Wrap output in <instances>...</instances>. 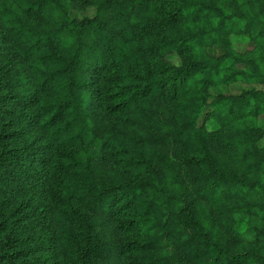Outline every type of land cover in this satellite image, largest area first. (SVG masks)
Returning <instances> with one entry per match:
<instances>
[{
  "label": "rangeland",
  "instance_id": "obj_1",
  "mask_svg": "<svg viewBox=\"0 0 264 264\" xmlns=\"http://www.w3.org/2000/svg\"><path fill=\"white\" fill-rule=\"evenodd\" d=\"M259 185L264 0H0V264H264Z\"/></svg>",
  "mask_w": 264,
  "mask_h": 264
},
{
  "label": "trees",
  "instance_id": "obj_2",
  "mask_svg": "<svg viewBox=\"0 0 264 264\" xmlns=\"http://www.w3.org/2000/svg\"><path fill=\"white\" fill-rule=\"evenodd\" d=\"M126 1H129V5H130V0H126ZM177 3H178L179 6H181V5H192V4H194L192 2L191 3L190 2H177ZM197 4H202V3H197ZM184 68H185V66H182L181 68H176L173 71V73H180ZM59 82H60V79L57 78L55 80L56 85ZM54 129H55V131H57L59 129V127L56 126ZM54 129L52 130V133H54ZM56 136L57 137L59 136L58 131L56 132ZM208 172H210L209 175H211L212 177H215V178H217L219 180L224 179V178L232 179V177L230 175H228L226 173V171H223L221 169L211 168V169L208 170ZM261 187H262V185H259V187H257V189L264 191V189L261 188ZM136 222H137V220L129 218L127 220V222H125L126 223V229H128V227H129L128 225L132 226ZM214 246H215L214 248L216 249V252H217L216 256H218V257H215V260H217V258H219L220 256L227 254L229 256V258H230L229 260L225 261L227 264L238 263V262H240L242 260H245L246 257L249 256V254H250L249 252H238L236 254H230L228 252L226 253L225 250H224V248L221 247V246H219L218 244H215Z\"/></svg>",
  "mask_w": 264,
  "mask_h": 264
}]
</instances>
